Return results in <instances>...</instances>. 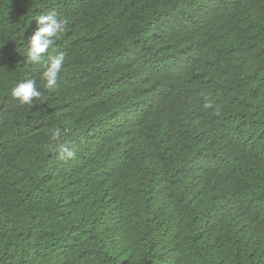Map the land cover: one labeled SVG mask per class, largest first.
<instances>
[{"label":"trees","instance_id":"16d2710c","mask_svg":"<svg viewBox=\"0 0 264 264\" xmlns=\"http://www.w3.org/2000/svg\"><path fill=\"white\" fill-rule=\"evenodd\" d=\"M0 264H264V0H0Z\"/></svg>","mask_w":264,"mask_h":264},{"label":"clouds","instance_id":"9594fccd","mask_svg":"<svg viewBox=\"0 0 264 264\" xmlns=\"http://www.w3.org/2000/svg\"><path fill=\"white\" fill-rule=\"evenodd\" d=\"M35 22L37 28L28 38L27 58L31 63L41 62L43 55L48 53L49 49L55 46L56 39L65 31L67 23L64 18L58 16L55 12L40 15ZM64 61L65 55L63 53L49 56V59L45 64V70L42 74V80L45 82V87L52 88L56 85ZM11 95L14 98H17L22 105H32L34 101L40 99L42 94L37 90L35 80L26 79L12 88ZM204 107L208 108L211 107V105L206 103ZM67 131V129L62 131L60 128H55L51 132L50 139L53 143L49 145V148L57 153V158L61 161L76 158V149L70 148L66 144L61 143V137L66 134ZM212 135L217 139L214 133Z\"/></svg>","mask_w":264,"mask_h":264}]
</instances>
